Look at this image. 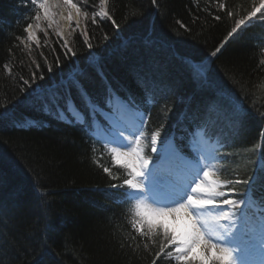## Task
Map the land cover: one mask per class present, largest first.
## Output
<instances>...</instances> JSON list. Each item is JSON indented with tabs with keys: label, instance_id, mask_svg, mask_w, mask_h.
I'll return each instance as SVG.
<instances>
[{
	"label": "trees",
	"instance_id": "16d2710c",
	"mask_svg": "<svg viewBox=\"0 0 264 264\" xmlns=\"http://www.w3.org/2000/svg\"><path fill=\"white\" fill-rule=\"evenodd\" d=\"M259 1L159 0L157 11L151 0H108L106 11L120 25L117 29L110 21L102 27L92 24L90 16L98 0H89L95 7L81 23V32L86 30L92 37L93 48L88 49L81 32H76L69 43L77 55L65 59L63 43L53 33L49 37L40 35V48L32 45L28 49L16 39L25 38L24 28L33 20L36 9L31 0H0V104L12 107L17 97L23 99L19 91L21 74L28 79L33 72L37 77L42 74L44 79H37V83L45 84L51 83L49 78L58 80L57 74L61 69L67 72L68 65L93 72L85 57L96 52L105 56L108 77L124 85L126 91L121 96L131 94L137 103H141L142 96L136 83L138 67L147 63L150 68L140 72H154L157 64L166 69L164 78L174 86L176 96L157 93V103L147 109V135L161 125L162 136L172 131L186 101L181 103L177 96H192L191 105L197 110L212 101L222 104L217 88L259 116L264 114V10L250 25L243 26L216 57L210 56L235 20L246 16ZM73 2L84 10V0ZM219 3H225L234 16L220 10ZM216 15L221 19H213ZM181 23L187 31L180 27ZM153 26L154 38L165 41L163 46L133 43ZM128 33L139 38L130 39ZM170 51L196 61L204 57L211 60L213 87L201 90ZM143 52H152L151 57L134 61L135 54ZM57 57L61 61L59 68L55 64ZM73 61L77 64L73 65ZM5 64L12 69V76L6 73ZM91 91L96 96L100 88ZM73 99L80 107L79 97L74 94ZM224 105L232 104L225 100ZM14 112L20 122L31 118L37 126L24 129L12 121L0 123V154L8 160L0 166L4 180L0 185V264H150L145 243L151 247L152 241L140 238L130 227L137 219L135 213L107 199L109 186L120 183L124 173L99 156L78 127L63 124L27 104H16ZM186 124L193 125V121ZM262 128L263 120L249 116L240 127L225 132L227 147L221 149L225 159L217 164L222 178L237 175L243 179L254 170L258 151L264 152ZM104 167L112 168L117 179L105 173ZM161 264L174 263L164 258Z\"/></svg>",
	"mask_w": 264,
	"mask_h": 264
},
{
	"label": "snow or ice",
	"instance_id": "6c2138e0",
	"mask_svg": "<svg viewBox=\"0 0 264 264\" xmlns=\"http://www.w3.org/2000/svg\"><path fill=\"white\" fill-rule=\"evenodd\" d=\"M107 2L108 0H99L98 10L91 13L92 24L102 27L104 22L110 21L114 28L119 29L120 25L113 15L105 10ZM31 4L36 9L31 19L37 22L47 21L49 29L55 25L57 35H60V23L55 19L58 14L61 20L66 19L71 26L72 10H75L76 25L72 28L75 32L80 27L79 17L87 16L91 7H95L90 6L89 0H84L83 12L82 7L73 3V0H31ZM151 4L159 11V0H151ZM57 8L63 11L57 13L54 11ZM218 8L229 17L234 16V13L227 10L225 3H219ZM40 10H43V16ZM262 10L264 0H261L259 7L254 5L246 16L236 19L235 26L210 52V56L216 57L229 39L238 34L246 21ZM64 11L67 12L66 17L63 15ZM213 19L220 20L221 17L216 15ZM35 27L40 28V24L37 23ZM180 27L188 30L183 23ZM32 29V23H28L24 28L28 41L36 39ZM154 32V26L146 30L143 41L146 44L163 46L165 41L154 38ZM80 34L83 36L84 45L92 49V37L86 30ZM16 39L25 47L28 46L21 37L17 36ZM108 39L105 34L104 40ZM127 44L128 40H125L124 45ZM61 49L65 59L77 55L67 41L61 44ZM107 51L108 48L105 49V52ZM170 56L188 70L190 77L201 90L213 87L210 75L212 61L207 57L196 61L191 56H181L171 51ZM85 60L93 72L68 65L67 72L61 69L57 74L58 80L49 78L51 83H37V79H44L42 74L37 77L33 72L30 79L21 74L19 91L23 94V99L17 97V100L21 104L39 109L45 115L67 121L70 125H80L85 131L94 132L96 126L100 125L105 132L102 143L110 146L112 164L119 166L118 172L126 174L121 183H112L109 187L119 192V196H115L116 199L125 203L134 202L137 219L132 221L130 227L140 238L152 241L151 247L145 243V250L151 255L150 264H161L165 257L175 264H243L237 258V248L228 246L226 241L235 236L237 214L241 213L242 205L246 208L251 201L255 206L259 200V206L264 208V196H255L258 188L264 190V152L260 156L262 163L259 172L243 179H224L222 170L217 172L212 165L215 162H224L225 157L220 149L227 147L225 132L241 126L249 116L248 110L239 101L234 102V107H225L212 101L203 110L193 112L191 119L194 126L187 128V137H183L181 133L182 138L187 140L188 153H184L177 145L175 133H167L161 138V125L160 129L150 134L151 153L155 154L153 157L145 151L148 146L145 126L149 119L141 108L145 104L157 103V93L176 96L174 86L164 78L166 69L162 70V66L157 64L154 72L137 73L136 83L142 96L141 103H136V98L131 94L121 96V92L126 89L118 79L108 77L104 71L106 60L102 53L90 52ZM55 64L57 68L60 67L59 57ZM76 64L77 62L73 61V65ZM4 68L6 73L12 76V69L8 64H5ZM48 71H52L51 65ZM94 87L100 88L96 96H93L91 91ZM217 91L222 90L217 88ZM74 94L88 109L87 117L76 106ZM177 99L184 103L188 98L177 96ZM165 106L171 111L167 102ZM15 107V104L12 107L0 104V123H20L15 116ZM98 115L103 117L104 124L101 125L96 119ZM183 117L184 113H181V118ZM259 119L264 120V114H259ZM261 131L264 133V128ZM198 134H202L203 142L198 141ZM211 141H215L220 147L207 151V144ZM5 163H8L7 157L0 154V166ZM103 171L113 180L117 179L112 168L104 167ZM145 179L157 187V202L154 204H150L149 198L143 195L149 187L143 182ZM3 182V176L0 175V185ZM241 184L245 186V191L243 196L237 197L235 186ZM161 217L169 218L174 227L163 222L154 223V220Z\"/></svg>",
	"mask_w": 264,
	"mask_h": 264
},
{
	"label": "rangeland",
	"instance_id": "374dc122",
	"mask_svg": "<svg viewBox=\"0 0 264 264\" xmlns=\"http://www.w3.org/2000/svg\"><path fill=\"white\" fill-rule=\"evenodd\" d=\"M82 16H80V17H82ZM37 23L40 24V28H38V32L43 31L44 34H45V32H47V34H49V32H53L57 37L61 38L65 42V41H68L69 36L72 34V32H73L72 28L75 27L76 20L73 18L71 26L67 25V29L64 30L63 33L61 32L62 34L60 33V35H57V32L55 30L54 25H53L52 29H49L47 27V21L41 20L39 22H35V24H37ZM80 30L81 29L79 27L76 31H80ZM45 36H47V35H45ZM33 41L35 43H37L36 39ZM25 42L28 43L30 41L25 40ZM250 231L254 232V228L250 227ZM234 232H235V239H236L235 247L237 248V253L239 255H241V257L243 259L249 260L251 262L252 261L251 257L255 255L257 250H264V245H260V244H257L256 242H254L253 236H249V235L243 234L241 232V226H238V222H236V228L234 229ZM250 241H252V242H250Z\"/></svg>",
	"mask_w": 264,
	"mask_h": 264
},
{
	"label": "bare ground",
	"instance_id": "6f19581e",
	"mask_svg": "<svg viewBox=\"0 0 264 264\" xmlns=\"http://www.w3.org/2000/svg\"><path fill=\"white\" fill-rule=\"evenodd\" d=\"M54 11H56L57 13H60L63 10L60 9V8H57ZM72 12H73V18L76 20V12H75V10H72ZM42 14H43V10H42ZM63 15L66 17L67 16V12L64 11L63 12ZM79 18H80V26H81L82 18L81 17H79ZM55 19L56 20H59V23H60V33L61 32L63 33V31L67 29V25H69V22L66 19L61 20L59 14L55 17ZM55 28H56V26H55ZM32 31L35 33V31L33 29H32ZM127 36L130 39H132V38H139V36H137L136 34H133V33H130V34L128 33ZM133 43L134 44L135 43L140 44V43H145V42L143 41V39H136V40H133ZM146 46H151V45L146 44ZM143 53L144 54H142V55L141 54H135L134 61L139 60L141 57H145V59H148V58L151 57L149 54H151L152 52L151 53L150 52H146V53L143 52ZM149 70H150V68L148 67L147 63L146 64L145 63H142L141 66L138 67V72H140V71H149ZM223 106H225V105L223 104ZM30 120L33 122L34 126L36 127L37 126L36 120L35 119H31V118H30ZM178 163L179 162H177V164ZM164 221H165L164 223L166 225H171V221H170L169 218H164ZM172 226L174 227V225H172ZM235 241H236V239H235V236H234L233 238H229L226 241V243L230 247H235ZM252 262H253V264H264V251H258L256 253V256L253 258V261ZM245 264H250V263L249 262H246Z\"/></svg>",
	"mask_w": 264,
	"mask_h": 264
}]
</instances>
